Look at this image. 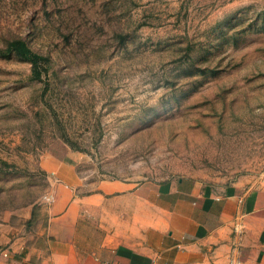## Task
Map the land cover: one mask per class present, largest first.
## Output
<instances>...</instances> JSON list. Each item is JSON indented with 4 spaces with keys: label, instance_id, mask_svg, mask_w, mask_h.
I'll return each mask as SVG.
<instances>
[{
    "label": "rangeland",
    "instance_id": "rangeland-1",
    "mask_svg": "<svg viewBox=\"0 0 264 264\" xmlns=\"http://www.w3.org/2000/svg\"><path fill=\"white\" fill-rule=\"evenodd\" d=\"M71 157L82 192L263 178L264 0H0V213Z\"/></svg>",
    "mask_w": 264,
    "mask_h": 264
},
{
    "label": "crops",
    "instance_id": "crops-1",
    "mask_svg": "<svg viewBox=\"0 0 264 264\" xmlns=\"http://www.w3.org/2000/svg\"><path fill=\"white\" fill-rule=\"evenodd\" d=\"M72 159L41 165L47 191L0 213V264H264V177L82 192Z\"/></svg>",
    "mask_w": 264,
    "mask_h": 264
},
{
    "label": "trees",
    "instance_id": "trees-1",
    "mask_svg": "<svg viewBox=\"0 0 264 264\" xmlns=\"http://www.w3.org/2000/svg\"><path fill=\"white\" fill-rule=\"evenodd\" d=\"M6 51L29 63L31 76L34 80H40L42 75L46 72L47 58L33 52L21 39L16 38L9 41L6 45Z\"/></svg>",
    "mask_w": 264,
    "mask_h": 264
}]
</instances>
